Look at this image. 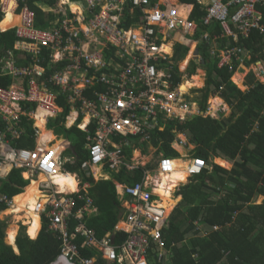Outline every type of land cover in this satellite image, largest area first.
<instances>
[{
    "label": "built area",
    "instance_id": "2783aa9c",
    "mask_svg": "<svg viewBox=\"0 0 264 264\" xmlns=\"http://www.w3.org/2000/svg\"><path fill=\"white\" fill-rule=\"evenodd\" d=\"M33 2L0 1L3 22L9 16L8 8L13 6V20L6 32L15 30L18 40L14 51L0 54V78L13 81L8 87L0 82V180L19 170L25 181L39 182L34 212L40 215V232L47 218L50 229L62 241L57 263L99 264L101 258L112 264H151L152 252L162 261L161 232L176 206L173 203L175 207L171 206L170 212L171 207L162 206L155 192L162 179L174 173L176 161L160 155L142 184L116 185L125 210L117 231L128 236L118 246L112 233L99 239L96 231L87 226L85 216L98 213L89 197L90 186L83 185L79 175L67 170L73 163L66 158L68 150L58 143L47 146L43 132L63 113L58 101L65 96L77 115L74 127L87 135L89 143L86 148L89 162L82 170L100 182L110 180V172L118 173L123 167L129 171L141 167L129 164L124 155V150L130 148L129 138L157 129L162 132L159 122L166 124L168 120L184 123L194 116L218 119L220 113H210L211 106L202 113L197 104L185 99L180 88L170 90L168 83L171 63L166 48L175 45L177 34L194 37L198 30L191 19L194 6L183 14L182 7L172 0L169 5L166 0L154 4L151 0H56L54 7H42L55 18L47 28L40 29L37 12L30 6ZM195 3L204 11L201 26L208 29L217 26L220 31L219 36L205 32L204 41L225 39L229 45L239 40V44L254 32L264 38V0H195ZM238 44L209 52L218 69L234 72V63L242 66L246 59L251 61L250 53ZM44 51L49 52L52 64L68 63L49 79L41 65ZM21 61L29 65L19 66ZM256 74L264 84V68ZM23 117L32 122L35 131L33 150L15 146L25 133ZM80 117L83 124H78ZM41 121L44 129L39 127ZM145 139L151 140L149 136ZM178 140L177 145L188 148L184 137L179 136ZM205 168L203 161L191 160L185 173L190 178ZM71 176L77 184L76 191H62L57 180ZM18 197L11 199L0 193V204L13 210ZM173 197L174 192L171 201ZM87 248L96 250L98 255L85 257L83 250Z\"/></svg>",
    "mask_w": 264,
    "mask_h": 264
},
{
    "label": "trees",
    "instance_id": "16d2710c",
    "mask_svg": "<svg viewBox=\"0 0 264 264\" xmlns=\"http://www.w3.org/2000/svg\"><path fill=\"white\" fill-rule=\"evenodd\" d=\"M184 1L194 6L191 19L197 23L198 30L192 39L181 36L185 42H198L201 67L206 72L205 88L196 92L200 97L188 102L198 103L200 111L204 113L207 101L217 95L231 113L228 118L220 120L194 116L184 123L177 120H168L166 124L159 122L158 128L162 132L157 129L128 139L130 148L124 150V155L129 164H132L135 152L147 155L150 148L156 149V154L164 159L180 160L172 145L180 142L178 137L182 136L186 139L187 147H193L191 159L201 160L206 166L201 175L192 178L177 192L176 198L180 197L181 201L161 232L164 259L160 261L158 254L152 252L151 264H264V203L255 205L257 199L264 200V84L256 80L253 74H249L247 90L243 92L232 84L231 73L227 69H217L216 61L211 60L207 54L209 47L202 36L205 32L210 35L219 33V28L202 27L200 20L204 11H201L195 0ZM34 2L30 6L37 12V27L45 29L55 16L47 15L42 7H54L56 0ZM151 2L154 4L157 0ZM12 9L13 6L8 8L9 16L3 22L0 5V24L3 22L1 26L4 29L9 28L12 23ZM15 22H19L18 19ZM181 36H176V40L184 44ZM17 42L15 30L0 32V54L14 51ZM239 46L250 53V64L259 61L264 64L263 36L254 32L247 40L241 41ZM219 47H224V44H219ZM173 51L175 68L168 81L170 90L177 88L182 82L176 65L186 57L188 48L176 44ZM41 61L47 71V79L55 71H61L68 65L66 62L52 64L47 51L42 53ZM18 65L26 67L29 62L21 61ZM237 66L238 64H234V69ZM197 67L194 63L189 65L188 77L195 74ZM0 82L4 87L13 83L11 78H0ZM58 105L63 113L57 121L48 125V129L71 142L76 159L75 164L67 166V170L79 175L83 185L90 186L89 197L98 209L97 214L86 215L85 222L96 231L99 239L112 233L119 246L128 236L117 231L125 210L120 203L116 185L134 187L142 184L146 174L155 167H139L134 171L123 167L118 173L110 172L108 181L96 182L92 176H86L82 168L89 162L87 135L77 127L70 130L65 128L66 118L71 112L65 96H61ZM22 120L25 133L15 146L33 150L35 131L32 122L24 117ZM91 133H94L93 127ZM148 136L151 138L149 142L145 139ZM45 137L49 138V134ZM117 140L119 142L118 138ZM62 147L65 148L64 145ZM214 160H218L223 168L229 167L228 163L232 164L231 170L215 166ZM29 185L23 179L22 172L14 170L9 177L0 180V193L13 199L21 196ZM7 209L8 206L0 204V212ZM38 219L39 226L32 239L26 232L27 228H22L17 239L20 253H17L15 247L6 241L9 224L0 218V264H56L62 253V241L58 233L50 229L47 218L38 237L41 226L40 218ZM83 255L91 258L97 256L98 252L87 248L83 250ZM99 261V264H112L101 258Z\"/></svg>",
    "mask_w": 264,
    "mask_h": 264
},
{
    "label": "crops",
    "instance_id": "0c3cea01",
    "mask_svg": "<svg viewBox=\"0 0 264 264\" xmlns=\"http://www.w3.org/2000/svg\"><path fill=\"white\" fill-rule=\"evenodd\" d=\"M163 1V0H162ZM169 1V2H168ZM172 1H174L173 3H175L176 5H179V6H181L182 7V13L183 14H186V13H188L189 11H190V9H191V7H192V3H188L187 4V2H185L184 0H172ZM170 2H171V0H166V3H167V5H169L170 4ZM186 3V4H185ZM3 23V22H2ZM1 23V24H2ZM1 24H0V26H1ZM7 29L8 28H6V29H4L3 28V30L0 28V32H2V33H4V32H6L7 31ZM181 36L180 34H177V35H175V37H174V41H175V45L176 44H180V45H183V46H185V47H187L188 48V52H187V55H186V57L182 60V61H180L177 65H176V67H177V72H178V74H179V77L182 79V82H181V84L177 87V88H180V93L181 94H184L185 95V99H187V100H194V99H196V98H198V95L199 94H197L196 92L197 91H200V90H203L204 88H205V78H206V72H205V70L201 67V65H202V63L201 64H199V63H197V60L198 59H201V57H200V55H199V53H198V42H195L194 43V41L192 40V41H189V42H185V40L183 39V37L181 36V40H182V42L184 43V44H182V43H180L179 41H177L176 40V36ZM215 35H217V36H219L220 35V33H216ZM192 39V38H191ZM238 42H239V40L237 41V43H234V42H231L229 45L227 44V40H225V39H218V40H216V39H210V40H208V42H206V44L208 45V47H209V51L207 52V54H208V56H209V52L211 51V52H213L214 50H222V49H225V47H226V45L227 46H233V47H235L237 44H238ZM219 44H224V47H222V48H220L219 47ZM240 44V43H239ZM238 44V45H239ZM175 45H171V46H167V50H166V52H167V54H168V57H169V61H170V63L172 64V66H171V64H169V67H168V69H169V74H172L173 72H174V68H175V66H174V63H173V61H172V58H173V53H174V51H173V48H174V46ZM221 52V51H220ZM210 58V57H209ZM202 60V59H201ZM211 60H214V61H216V59H212L211 58ZM187 63V64H186ZM191 63H194L195 65H197L198 67H197V69H196V71H195V74L193 75V76H189L188 77V75H187V71H188V68H189V65L191 64ZM184 64H186V66L184 67ZM234 64H237V63H234ZM247 64V65H246ZM262 65V66H261ZM171 66V67H170ZM216 67H217V62H216ZM261 67H263L264 68V64H262V62H256L255 64H250V62H248V59H246L245 61H244V63H243V65L242 66H237L236 67V69H234V67H233V69H234V72H229V73H231V82H232V84L233 85H235L236 86V88L237 89H239L240 91H246L247 90V86H246V83H244V80L242 81V79L241 78H239V75H243V73L242 72H245V71H248V70H250V69H255L256 71H260V68ZM218 69V68H217ZM220 70V69H219ZM228 70V69H227ZM249 73V72H248ZM247 73V76L249 75ZM254 73V72H253ZM194 77H198V78H195L196 80H197V83H198V86L199 87H197L196 89H186V90H184V88L182 89V87L184 86V81L185 80H191V79H193ZM199 79H200V81H201V84H199ZM245 79V78H244ZM246 79H247V77H246ZM239 82V84H240V86H238L237 85V83ZM196 83V82H195ZM191 84H192V82H191ZM197 86V85H196ZM176 88V89H177ZM195 90V91H194ZM195 96V97H193L192 96V94ZM200 97V96H199ZM212 100V101H211ZM218 102V103H217ZM195 104H197L198 105V103H195ZM215 105V106H214ZM209 106H211V108H210V110H212L210 113H214V112H219L220 114H219V116L217 117L219 120L220 119H224V118H226V115H229V108L226 106V104L217 96V95H215L214 97H211L208 101H207V108L209 107ZM226 111H227V113H226ZM62 115V114H61ZM60 115V116H61ZM76 118H77V115L74 113V112H72V110H71V112H70V114H69V116L66 118V122H65V128L67 129V130H70L69 128H70V126H72V127H74L75 125H73V123L75 122V120H76ZM82 120H83V118L82 117H80V119H79V121H78V124H83L82 123ZM42 122V121H41ZM42 124H43V122H42ZM39 127L41 128V129H44V124L43 125H39ZM49 134V138H47V137H45V135H48ZM43 138H44V140H45V143H47L46 145L47 146H51L52 144H56V143H58V144H61V145H64V147H65V149L66 150H68L67 152V154H70V156H71V158H68L67 156H66V158L68 159V160H73V162L74 163H72V164H75V159H76V157H75V153H73L72 152V148H68L69 146L70 147H73L72 146V144H71V142L69 141V140H67V139H65L63 136L61 137V136H56L55 135V133L53 132V131H51V130H49L48 129V126H47V128H46V130H45V132H43ZM192 149H193V147H191ZM26 149V148H25ZM176 163H178V162H175L174 164H176ZM72 164H69V165H72ZM42 180V179H41ZM163 180H165V181H167V182H169V183H171L170 182V180L169 179H167V178H163ZM75 181V180H74ZM39 182H36V183H30V185L29 186H34V188L33 189H31L30 187L29 188H27V189H25V191H24V195L22 194V196H20L19 198H23L22 199V201H24L25 203H26V205L27 206H29V209L30 210H32V211H34V208H33V206H30V203H32V202H34L35 201V196H36V190H37V187H38V184ZM31 186V187H32ZM59 186V185H58ZM76 186H77V184H76V182H75V187H74V190L72 191V190H70V188L68 187V186H64L63 188L62 187H60L61 189H62V191H65V189L66 190H68V191H70V192H74V191H76ZM171 187H172V184H171V186H170V188H169V190H168V192H171ZM176 188V187H175ZM174 188V189H175ZM173 189V190H174ZM160 195H163V194H160ZM160 195H157V196H160ZM18 199V198H17ZM17 199H16V207L13 209V210H15V213H16V211L18 210V207H19V205H18V202H17ZM169 202V201H168ZM172 202V201H171ZM167 205V203H164L162 206H166ZM171 206H173V202H172V204H170V207ZM167 207H169V206H167ZM37 216V215H36ZM38 217V216H37ZM28 234H29V232H28ZM39 235H40V231H39V234H38V237H39ZM30 236V235H29ZM38 237L35 239V240H37L38 239ZM31 238V237H30ZM32 239V238H31ZM16 250V249H15ZM17 251V250H16ZM56 264H61V263H56Z\"/></svg>",
    "mask_w": 264,
    "mask_h": 264
},
{
    "label": "rangeland",
    "instance_id": "374dc122",
    "mask_svg": "<svg viewBox=\"0 0 264 264\" xmlns=\"http://www.w3.org/2000/svg\"><path fill=\"white\" fill-rule=\"evenodd\" d=\"M0 28L3 30L2 26H0ZM185 66H186V64H184V67ZM242 73H243V75H239V78H241L242 81L244 80V83H246V81H247V79H246L247 73L248 74H253L255 76V79L258 80V81H260L261 83L263 81L262 79L258 78V75L256 74L257 71L255 69H250V70L245 71V72H242ZM195 78H198V77H194L193 79H191L192 80V86L193 87L190 88V89H196L197 87H199L198 86V83H197V80ZM191 80H188V81H191ZM199 84H201L200 79H199ZM237 85L240 86L239 82L237 83ZM192 96L195 97L193 94H192ZM198 98H199V95H198ZM226 113H227V111H226ZM230 113L231 112H229V115H230ZM229 115H226V118H228ZM226 118H224V119H226ZM177 143H179V142H177ZM172 148H173V150L177 151V153L180 156V160H178L176 162H184L185 164H188L191 161V151L193 150L191 147H188L186 149V148H183V147L177 145L176 142H175V144H173V147ZM156 152H157V150L156 149H153V148H150V151H149V153L147 155H142L141 152H135V154L133 155L132 163H134L137 166L146 167V168L148 166L154 167V166L157 165V161L160 158V156H158L156 154ZM66 156L68 158H71L70 154H66ZM218 162H217V160H215V161H213V164L215 166H218V167L224 169V170H227V171H230L231 170L232 164L228 163L229 167L223 168V167H221L218 164ZM190 180L191 179L187 177V179L185 180V182L183 184L178 185L175 190H172V192H170V197L172 196V193L174 192V197L172 198V201H173V203H174L175 206H177V204L181 201V198L180 197L176 198L177 192L179 191V189L181 187H184L185 185H187L190 182ZM38 187H37V190H36V198L38 196ZM165 203H172V202H171V200H169V202L167 201ZM263 203H264V200H260V198H259V199L256 200L255 205L258 206V205H262ZM175 206H172V207H175ZM172 207L169 209L170 212L172 210ZM33 213L39 217V215L37 213H35L34 211H33ZM0 218L2 220H6L8 222V224H9V227H8V230H7V239H6L7 243L9 245H12V246H14L16 248L15 244H17V239H18V237H19V235L21 233L22 228L23 227H26L27 228L26 229V232L28 233L29 232L28 229H30L31 228V225L33 224V221L31 220V215H29L28 212L18 213L16 211V213H15V210H7L4 213H0ZM26 222L29 223V226L26 224ZM40 228H41V226H40ZM13 230L16 231V241H15L14 244H12V242L10 241L11 232ZM39 231H40V229H39ZM29 235H30V233H29ZM16 250H17V248H16Z\"/></svg>",
    "mask_w": 264,
    "mask_h": 264
},
{
    "label": "bare ground",
    "instance_id": "6f19581e",
    "mask_svg": "<svg viewBox=\"0 0 264 264\" xmlns=\"http://www.w3.org/2000/svg\"><path fill=\"white\" fill-rule=\"evenodd\" d=\"M187 64V63H186ZM192 80L191 81H188V80H185L184 81V86L182 87V89L184 88V90L186 89H190L192 88V84H191ZM215 106V105H214ZM39 125H43L42 122L39 123ZM218 161V160H217ZM174 173L169 176L167 179L170 180L171 183L165 181L162 179V185L158 187L157 191L155 192L156 195H160V194H163V195H160V198H161V204L163 205L165 202L169 201L170 200V192H168L171 184H172V187H171V192L172 190L177 187L178 185L180 184H183L185 182V180L187 179V175L185 173V168L187 167V164L185 163H182V162H178L176 164H174ZM44 179L41 180V182H43ZM57 184L60 186V187H64V186H68L70 188V190H74V187H75V181H74V178L73 176L71 177H61L57 180ZM38 185V184H37ZM32 186V185H31ZM29 186L31 189L34 188V186ZM28 187V188H29ZM22 196V195H21ZM23 198H18L17 199V202H18V210L17 212L18 213H24V212H28L29 215H31V220L33 221V224L31 225V228L29 229V233H30V236L31 237H34L35 234H36V231L38 229V226H39V219L38 217L33 213L32 210L29 209V206L26 205V203L24 201H22ZM170 204L172 203H167V205L170 207ZM37 205V198L35 196V201L30 203V206H33V208L35 209ZM39 218H40V215H39ZM31 223V222H30ZM10 241L12 242V244L15 243L16 241V231L13 230L11 232V238H10ZM17 250H18V247H17V244H15Z\"/></svg>",
    "mask_w": 264,
    "mask_h": 264
},
{
    "label": "clouds",
    "instance_id": "9594fccd",
    "mask_svg": "<svg viewBox=\"0 0 264 264\" xmlns=\"http://www.w3.org/2000/svg\"><path fill=\"white\" fill-rule=\"evenodd\" d=\"M181 137H182V136H181ZM174 144H175V143H174ZM172 147H173V145H172ZM186 149H187V148H186ZM176 152H177V151H176ZM191 160H193V159H191ZM174 161H178V160H174ZM214 161H215V160H214ZM182 163H183V162H182ZM204 170H206V168H205ZM204 170H203V171H204ZM203 171H202V172H203ZM202 172H201L200 174H198V175H195V176H193V177H190V179H192V178H194V177H196V176L201 175ZM28 231H29V229H28ZM40 233H41V232H40ZM28 235H29V234H28ZM29 237H30V236H29ZM11 246H12V245H11ZM17 247H18V246H17ZM15 249H16V248H15ZM17 253H20V252H19V248H18V250H17ZM56 263H57V262H56Z\"/></svg>",
    "mask_w": 264,
    "mask_h": 264
},
{
    "label": "water",
    "instance_id": "95a60500",
    "mask_svg": "<svg viewBox=\"0 0 264 264\" xmlns=\"http://www.w3.org/2000/svg\"><path fill=\"white\" fill-rule=\"evenodd\" d=\"M71 148H72V149H71V150H72V152H73V153H75V150H74V148H73V147H71Z\"/></svg>",
    "mask_w": 264,
    "mask_h": 264
}]
</instances>
